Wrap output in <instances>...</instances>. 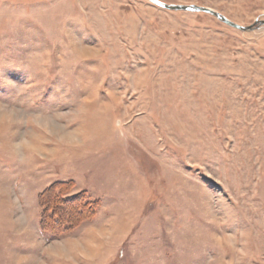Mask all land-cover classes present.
Wrapping results in <instances>:
<instances>
[{"label": "rangeland", "instance_id": "rangeland-1", "mask_svg": "<svg viewBox=\"0 0 264 264\" xmlns=\"http://www.w3.org/2000/svg\"><path fill=\"white\" fill-rule=\"evenodd\" d=\"M160 1L264 20V0ZM0 102L18 109L0 122V264H264V27L0 0Z\"/></svg>", "mask_w": 264, "mask_h": 264}, {"label": "water", "instance_id": "water-1", "mask_svg": "<svg viewBox=\"0 0 264 264\" xmlns=\"http://www.w3.org/2000/svg\"><path fill=\"white\" fill-rule=\"evenodd\" d=\"M148 1L152 2L153 4L163 9L170 10V11H183V12L209 14L211 16H214L215 18H217L219 21L223 22L224 24L234 29L240 30L242 32H252L254 30L259 29L260 27H264V20H258L251 26L239 25L233 22L232 20H230L229 18H227L225 15L209 7H203L199 5H179V4L173 5V4L164 3L160 0H148Z\"/></svg>", "mask_w": 264, "mask_h": 264}, {"label": "clouds", "instance_id": "clouds-1", "mask_svg": "<svg viewBox=\"0 0 264 264\" xmlns=\"http://www.w3.org/2000/svg\"><path fill=\"white\" fill-rule=\"evenodd\" d=\"M18 109L14 106H11L9 104L0 102V122H7L9 124L13 123L15 121L16 115H17ZM32 122V116L28 117L26 123L30 124ZM18 148L25 149L26 147H31L29 141L27 139H22L17 143ZM30 221L27 222L24 227L30 226ZM81 256L84 255L83 252L80 253Z\"/></svg>", "mask_w": 264, "mask_h": 264}]
</instances>
